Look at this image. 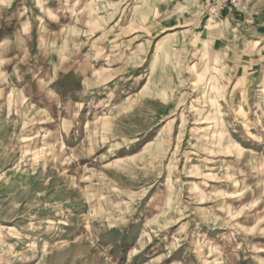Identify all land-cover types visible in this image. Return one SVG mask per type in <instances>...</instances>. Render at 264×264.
Returning a JSON list of instances; mask_svg holds the SVG:
<instances>
[{"label": "rangeland", "instance_id": "1", "mask_svg": "<svg viewBox=\"0 0 264 264\" xmlns=\"http://www.w3.org/2000/svg\"><path fill=\"white\" fill-rule=\"evenodd\" d=\"M0 0V264H264V0Z\"/></svg>", "mask_w": 264, "mask_h": 264}, {"label": "built area", "instance_id": "2", "mask_svg": "<svg viewBox=\"0 0 264 264\" xmlns=\"http://www.w3.org/2000/svg\"><path fill=\"white\" fill-rule=\"evenodd\" d=\"M207 6L213 7L210 9L212 13H220L222 11H229L230 13L240 10L242 7V0H205Z\"/></svg>", "mask_w": 264, "mask_h": 264}]
</instances>
